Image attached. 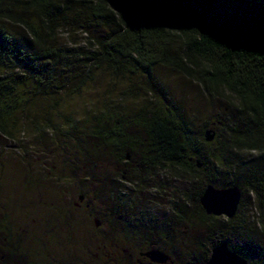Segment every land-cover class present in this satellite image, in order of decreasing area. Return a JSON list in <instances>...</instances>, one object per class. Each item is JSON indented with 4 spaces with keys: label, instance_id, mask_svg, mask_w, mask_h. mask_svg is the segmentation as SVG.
I'll return each instance as SVG.
<instances>
[{
    "label": "trees",
    "instance_id": "1",
    "mask_svg": "<svg viewBox=\"0 0 264 264\" xmlns=\"http://www.w3.org/2000/svg\"><path fill=\"white\" fill-rule=\"evenodd\" d=\"M79 1L101 28L95 43L83 51L58 48L51 41L66 18V5L57 0H0V21L18 24L29 35L28 41L17 42L0 24V134L10 136L8 117L32 94L77 93L95 70L150 77L155 66L164 65L194 79L210 96L225 98L227 92L235 100L233 115L210 123L215 131L211 141L203 136L208 128L201 138L192 137L168 104L161 111L152 109L144 123L150 148L126 179L142 190L152 170L164 172L174 182L167 192L157 185L173 202L168 216H177L176 205L185 201L206 223L219 216L205 214L199 205L204 187H239L237 211L215 224L217 236L209 248L225 241L248 264H264V0ZM148 91L153 94L152 86ZM120 115L115 117L123 120L125 130L140 119ZM120 128L98 133L129 163L123 145L137 139ZM241 150L257 155L241 163L234 158ZM245 192L253 196L260 236L240 217ZM143 216L149 223L152 216Z\"/></svg>",
    "mask_w": 264,
    "mask_h": 264
},
{
    "label": "rangeland",
    "instance_id": "2",
    "mask_svg": "<svg viewBox=\"0 0 264 264\" xmlns=\"http://www.w3.org/2000/svg\"><path fill=\"white\" fill-rule=\"evenodd\" d=\"M57 2L66 5V18L50 35L52 43L58 48L89 49L101 28L81 9L79 0ZM0 24L17 42L28 41L22 26L2 20ZM91 77L71 95L67 90L34 93L8 117L10 136L0 134V256L7 258V244L14 242L11 256L17 261L27 258L35 264H129L127 254L133 250L134 233L128 234L129 240L123 239L126 234L122 232L105 239L100 231L92 229V218L103 217L107 207L115 210L114 214L124 207L128 213L119 210L125 211L123 217L127 220L121 224L134 230L147 229L149 223L143 222L141 214L152 216L157 231L142 234L143 244L145 237L155 235L158 249L171 253L172 264H204L209 243L217 236L215 224H223L226 218L219 216L206 223L185 201L176 205L178 215L169 217L168 208L173 202L157 191V185L165 192L172 189L174 182L164 172L152 170V177L140 190L126 178L120 181L113 171L120 165L129 177L132 166L147 154L150 136L144 123L152 109L161 111L163 103L168 104L183 120L188 133L201 138L202 130L211 128L216 117L233 115L234 98L227 92L225 98L210 96L194 79L164 65L155 66L150 77L117 76L104 70L92 71ZM150 86L153 94L148 91ZM116 114L140 119L125 130ZM117 127L137 139L123 145L129 163L123 156H116L112 142L104 141L98 133ZM256 155L255 151L241 150L234 158L247 163ZM80 193L96 196L95 200L88 197L89 211L72 205ZM115 195L121 197L111 200ZM243 200L240 217L257 236L262 235L252 194L245 192ZM131 214L138 217L136 223L129 218ZM123 248L127 250L123 252Z\"/></svg>",
    "mask_w": 264,
    "mask_h": 264
},
{
    "label": "flooded vegetation",
    "instance_id": "3",
    "mask_svg": "<svg viewBox=\"0 0 264 264\" xmlns=\"http://www.w3.org/2000/svg\"><path fill=\"white\" fill-rule=\"evenodd\" d=\"M125 173L126 171H124L122 169V167L120 165H117V167L115 168V170L113 171L114 175H119L120 177V181L125 180ZM88 197L90 199H96V196H87L86 194H78V201L77 202H73V206L75 208H81L83 207L84 209H86V211H89V207H90V202L88 201ZM110 197V196H109ZM120 195H115L113 197H110L111 200H115L116 198H120ZM119 209L125 210L127 212V210L124 207H120ZM118 209V211L114 214L115 210H110L108 207L107 209L104 211V216L103 217H93L92 218V223H93V231L94 232H98L100 231L102 233V235H104L105 239L109 238V235L112 233H120L122 232V234H126V236H123L124 238H127L128 240L130 239V237H128V234H135V236L133 237V250L130 252H128L127 256L129 258H127V260L130 262L129 264H172L173 263V259H172V255H170L171 253H168L164 250H162L163 252H165V254L169 257L168 260H166L165 262L162 263H158L155 261H152L148 256H147V252L151 249H158L157 247V241H156V236L153 235L151 237H145L144 239V244L142 243V234L144 235L145 233H149V234H154L157 229L154 226V224L152 223V221L150 220L149 224L146 226L147 229H140L137 228V230H134L132 227L123 225L122 226V221H126L127 219L124 220L123 214L125 213V211H120ZM118 213V214H117ZM128 213V212H127ZM92 213H89V216ZM148 215V214H147ZM147 216H143L142 219H144L147 224V219H145ZM131 219L132 222H135V220L138 219L137 216L131 214V216L129 217ZM142 222V221H141ZM127 223V222H126ZM129 223V221H128ZM136 223V222H135ZM66 230L68 233H71V228L66 227ZM165 237H167V233L165 235ZM6 237H2V239H5ZM7 244V243H6ZM124 244V241H123ZM8 246H10L8 249V255L7 258H4V255L0 256V264H35V262H31L30 259H21L19 261H17V258H13L11 256V254L13 253V245L14 242H11L10 244H7ZM210 249L211 247L208 249V251H206L204 259H208L209 255H210ZM126 248H123L122 251H126Z\"/></svg>",
    "mask_w": 264,
    "mask_h": 264
},
{
    "label": "water",
    "instance_id": "4",
    "mask_svg": "<svg viewBox=\"0 0 264 264\" xmlns=\"http://www.w3.org/2000/svg\"><path fill=\"white\" fill-rule=\"evenodd\" d=\"M205 141H211L214 138V130L205 129L203 132ZM128 159V154H126ZM196 165L199 166L198 161ZM241 198V191L237 186H228L223 188L214 187L207 184L199 199V205L207 215L223 216L232 218L238 208ZM147 256L155 262L162 263L169 257L159 249H151L147 252ZM204 264H248L247 260L231 249L225 241H220L213 245L210 249V255Z\"/></svg>",
    "mask_w": 264,
    "mask_h": 264
}]
</instances>
